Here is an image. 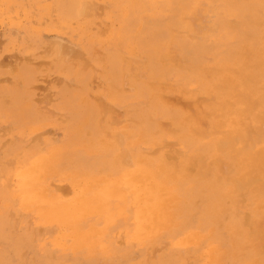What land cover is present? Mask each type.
I'll return each instance as SVG.
<instances>
[{
	"label": "rangeland",
	"instance_id": "obj_1",
	"mask_svg": "<svg viewBox=\"0 0 264 264\" xmlns=\"http://www.w3.org/2000/svg\"><path fill=\"white\" fill-rule=\"evenodd\" d=\"M165 1L0 0V63H2L0 64V264H113V262L115 264H232L233 261V264H264V259H261L264 258V246H261L264 243V228H261L263 225L259 226V224L264 223V217L263 219H261V216H257L261 217L260 219L253 217L252 221L254 219L253 223L255 224L251 228L248 222L250 219L246 215L249 209H252V203L249 200H245L242 203L240 201L234 202V206L241 213H235L237 216L235 214L225 213L224 215V213H220L221 215L223 214L222 217L221 215L214 216L213 219V216H201L200 214L198 216L196 213L191 215L193 217L187 216L184 218L185 225H182L183 218H180L178 220L180 226L178 229L181 230H179L181 233L174 230L171 233L160 235L156 240L149 238V236L136 235L138 226L130 207L128 208V206H131V202L122 201L120 198L125 196L126 191L119 184L122 182V171L114 163L116 155L121 152H126L127 154L131 150L127 145L128 141L133 140L122 136L125 134V128L127 131L138 129L140 116H146L158 121L156 122V127L163 125L159 129L165 132L164 118L169 113L173 114L172 110L166 108V104L168 106L175 104L181 107L178 108L176 106L177 109L183 108L186 110L187 104H183L187 99L183 100L180 97L177 99V95L173 93L174 96L169 91H165L166 101L161 102L159 98V105L154 102L156 97H159L164 92L162 90L165 83L175 84L179 89L187 88L190 90L191 96L194 94L200 95V86L194 83L195 80L191 76L187 77L185 72L180 74L176 68L163 66L158 62L156 69L159 74H157V77H160L159 81L165 78L164 82L162 81L158 86L154 84V86L148 81L149 84L144 88L146 81L149 78L152 79V76L149 73H144V70L141 73L144 78L136 80L135 60L141 61V64L148 65L152 61V56H154V53L157 54L158 50L167 52L174 48V50H178L182 54L180 55L181 57L187 55L192 60L193 65H206L204 69L206 73H216L220 68L216 63L217 60L223 61L226 55L231 58L230 62L233 63L240 59L239 54L233 51L234 49L237 50L240 44L236 43L234 48L233 42H226L227 39L216 40L219 41L218 48L221 52L219 54L218 50L215 54L211 50L195 54V52H198L196 48L193 53H190L194 48L182 41L178 32L182 28L183 17L192 3L197 6L198 1L192 0V2L190 0V3L188 0H181L180 2L175 0L176 3L173 0ZM199 1L202 3L201 0ZM204 1L208 4L209 10L217 9V11L213 10L217 15H220L221 12H226L228 8H224L225 6H232L229 0H227L228 5H225L223 0L222 2L220 0ZM252 1L259 7L257 8V5L253 4ZM245 3H247L250 13L246 15L248 19L246 17L244 19L243 28L246 32L244 29L243 31L247 35V39L245 38L244 41H249L248 36L254 30L259 33L258 35L256 34L259 37L257 38L259 42H253L254 44L251 43V46H254L253 48H264V44L261 42L264 38V20H262L264 11L260 8L257 0H245ZM144 5L147 6L145 7ZM250 6L252 7L250 8ZM176 10L179 14H176ZM251 13L255 16L258 13L260 17H256L262 18L256 24L258 30L254 28V25L249 27L252 22ZM222 16L225 15L222 14ZM227 19L235 20L234 18ZM172 30L178 35L172 33ZM170 40H173V43ZM237 45L239 46L237 47ZM188 50L189 52H187ZM182 52L185 53L183 54ZM80 54L81 56H79ZM258 60L260 59L258 58ZM153 61L157 60L154 58ZM233 63L225 67L223 64L221 65V68H223L222 76L226 81L215 76L210 81L213 82L219 79L218 81L221 80L220 82H229L230 84L240 83L241 79L247 76V73L242 67V62L237 67L233 66ZM5 65L6 67H4ZM187 65H191L189 60ZM190 67L186 66V70L189 73L192 72ZM232 68L235 69L232 70ZM229 69L233 72H230ZM243 70L246 74L242 72ZM237 74L239 78L236 77ZM233 76H235V79H233ZM201 79L203 82L205 77H201ZM186 82L187 84H185ZM136 85L138 89L141 88L140 91L135 90ZM142 87L144 90H142ZM101 104L104 106L101 107ZM101 108L103 109L101 110ZM137 109L139 110L137 111ZM226 110L227 107L222 112L224 118H227L228 115L225 114ZM88 113L92 114L95 130L99 133V137L94 139V141L97 140V144L94 142L97 150L84 148L86 144L83 141L85 140L76 136L78 132L83 134L87 127L93 129V126L86 122V114ZM259 118L262 119L263 117ZM258 123L259 119H255L253 122L254 126ZM149 125L150 121L148 120L147 126L145 124L148 130ZM67 129L69 133H67ZM77 130L79 131L76 132ZM201 130L203 131L204 128ZM108 132L110 137L114 138L111 140L112 144H110V138L107 136ZM63 143L64 145L67 144L69 148H65L66 146ZM58 144H61L63 148L60 149L61 147ZM79 145H81V149ZM100 146L103 150L97 148ZM114 146L117 148H114ZM141 146H145L141 150L143 154L148 155L151 152L149 145L143 144ZM70 147L74 148L75 151L72 148L70 149ZM227 147L228 145L224 149H227ZM32 150L34 152L30 153ZM67 150L70 153H66ZM81 151L84 155L89 152L90 157L88 154L82 156ZM74 152H79L80 155ZM107 153H110L111 159L109 158V161H114L113 164L116 165V168L115 166L111 168L109 161L107 165L104 164L103 161H106V156H109ZM79 157L81 161L84 160L83 162L88 161V164L84 165L86 168L82 169L83 173L89 165L92 166L91 161L93 165H96L92 166L94 169L90 170V174H94L93 176L86 174V172L84 175L82 173V177L74 175L75 172L71 167L75 164L72 163H75L74 160ZM40 159L41 167L45 164L50 166L43 178L45 193L42 196H46L52 206L68 210L66 215L71 209L70 205L75 203L76 200H87L83 205H78L76 209L82 214L81 219L73 221L71 217L70 222L75 224L76 227L79 226L83 233H88L93 226L97 231L106 230L105 233L101 234V239H98L102 250L91 251L83 244L79 247L74 246L71 238L67 237L70 234V228L66 223L46 222L47 220L43 218L47 214L45 206L41 207L35 203L24 204L21 196L30 189V180L27 172L34 162L40 161ZM43 169L44 167L41 170ZM87 178H89L88 186L83 184ZM38 186H41V183ZM83 190L84 193L81 194ZM98 191L108 195L104 204L105 209L102 212L99 210V198H97V193H95ZM248 198L250 199V195H248ZM88 202L95 207L93 208V213H91L92 210L87 209ZM118 212H121L120 216H118ZM223 218L228 219L227 223H231L232 220L239 222L237 225L240 227L235 226L236 223L233 221L231 224L228 223L229 225L227 226ZM186 219L189 221H186ZM107 222L109 225H107ZM210 223H213V226ZM204 225L209 226L206 229ZM246 226L250 227V230ZM244 227L248 230L246 231L248 234L245 232ZM222 230L224 231L222 232ZM258 230H260V234ZM201 231L203 232L201 233ZM215 232L218 236L215 235ZM254 236H256L255 238L258 242L261 240L263 243L260 242L257 245L258 242L255 243ZM258 236L260 237L259 239L257 238ZM218 237L219 241L217 244ZM208 238L209 240H207ZM220 240L221 242L223 241V244L220 243ZM227 240L229 241L228 243ZM201 241L203 242L201 243ZM240 242L242 245L244 244V247L240 245ZM250 242H253L252 246ZM199 244L200 247H198ZM255 245H257V248ZM251 250L253 251L251 252ZM239 252L243 255L239 254ZM226 257H228V260H226ZM181 258L186 259L182 260ZM247 259H250V261Z\"/></svg>",
	"mask_w": 264,
	"mask_h": 264
},
{
	"label": "bare ground",
	"instance_id": "obj_2",
	"mask_svg": "<svg viewBox=\"0 0 264 264\" xmlns=\"http://www.w3.org/2000/svg\"><path fill=\"white\" fill-rule=\"evenodd\" d=\"M180 1L181 0H179V2ZM189 1L190 0H188V2ZM197 1H198V5L195 6V4L192 3V5L189 8V10L187 11L186 15L183 17L184 22L182 24L181 30L178 32V34L181 35V40L194 48L192 50V52H190V53H193L195 51V48H196V49H198V52H195V54H201L200 53L201 51H203V52L208 51L209 52L210 50L212 52H214L213 54H215L218 50V54H219V53H221L219 48H218V46H219L218 42L219 41H216V40L227 39L226 42H231V43L233 42L232 45L234 46V48L236 46L235 45L236 43L240 44V46L237 45V47L239 46V48H237V50H235V49L233 50V51H236L235 53L239 54L240 59H237V61H234V59H233V61L235 62V63H233V62H230L231 58H228V55H226L225 58L223 57L224 58L223 61L217 60L216 63L220 66V68H219L218 72L216 71V73L215 72L210 73L208 71H207L208 73H206V71L204 70L206 68L205 67L206 65L205 66H198L196 64L193 65V62H191L192 60H190L187 57V55H183L184 57L183 56L181 57L180 55H182V54H180V52L178 50H174V48L173 49L171 48L167 52L164 50H162V51L158 50L157 54L154 53V56H152L151 62H154L153 61L154 58L157 61H155L154 63L150 62L148 65H144L143 63L141 64L140 63L141 61L138 62L137 60H135L136 80H138L139 78L142 79V77L144 78V75L141 74L142 72H144V70H145L144 73H149L152 76V79L149 78L146 81L144 88L147 87V85L149 84L148 81H150V83L152 85L156 84L158 86L165 79L164 78L163 80L159 81L160 77H157V74H159V73H157V69H156L157 62H158L159 64H161L163 66H167V67L171 66V67L176 68L180 74L182 72H185V74H186L185 76H187V77L191 76V78L195 80L194 83L197 86H200V88H199L200 89V95L194 94L193 96H191L189 93L190 90H188L187 88L179 89V87L175 84L170 85V84H168L169 82L167 84L163 83L164 89L162 88L163 89L162 91H164V92L162 94H160L159 97H156V100H154V102H156L159 105V103H158L159 98H160L161 102L166 101L167 99L165 98V91L166 92L169 91L172 95H174V94L177 95V99L179 97L183 100L187 99L185 101L186 103L184 102V104H183L181 102L183 105L187 104L186 105L187 107L185 106L186 110H184L183 108L177 109L178 106L175 104H172L171 106H168L166 104V106H167L166 108L172 110L173 114L171 115L169 113V115H167L165 118L162 117L165 120L164 121V127L166 128L165 132H163V131H161V129H159L163 125L156 127V122H158V121L150 119L149 117L147 118L146 116H144V117L140 116V123H139L138 129H136L134 127L135 130H131V131L128 130L127 131V129L125 128V134L122 135L125 138L127 137V138L133 139L130 142L128 141V145L125 143L131 149L128 152L129 154L127 153L128 154L127 155L126 152L119 153L118 155H116V160L114 163V161H112V160L109 161L110 153H107L109 156L108 157L106 156V161H103L105 165H107V162L109 161L110 162L109 165L112 166L111 168H113L114 166L116 168V165H117L120 168V170L122 171V179H121L122 182H120L119 184H121L123 186V188H125L126 193H125V196H122L120 198L122 201L131 202V206H128V208L130 207V209L132 211V215L135 217L134 219H135L136 225L138 226V230L136 231V235L141 234V236H143V237L149 236V238L156 239V240L160 235L171 233L174 230H177L179 233L181 231L180 229H178L180 227L179 222H178V220L180 218H183V223H182V225H183L185 223L184 222L185 217H187V216L193 217L191 215L196 214V213H197L196 215L200 214L201 216H203V215L208 216V217L213 216V219H214V216H220L221 215L220 213H224V215H225V213H229V214L238 213L239 211L237 210L236 206H234L235 201L236 202L240 201L242 203L245 200L246 201L249 200L252 203V209L250 208L249 212L246 213L247 217H249V219H250L249 221L248 220L247 221L251 225V228L254 227L253 224H255V223H253L254 219L252 221L253 217L261 216L262 217V218L260 217L261 219H263V217H264V48L255 47L256 48L255 49V48H253L254 46H251V43L259 42V39H257V38H259L257 36L259 33L255 32L254 30L248 36L249 41H247V42L244 41V39L247 36V35H245V33H244L245 29L243 28L244 19H245L246 15H248L250 13V11L248 10L249 7H247V3H245V0H229L232 3V6L231 7L225 6L224 8H226V9L228 8V9L226 10V12H221L220 15H217V13L213 11L215 9H213L212 11L209 10L208 4L206 3V1L201 0L202 3L199 0H197ZM213 1H215V0H213ZM263 1L264 0H257V2L260 4V8L264 11ZM173 2H175V0H173ZM220 2H222V0H220ZM223 2L225 3V5L226 4L228 5L227 0H223ZM82 3H84V2H82ZM85 3H87V2H85ZM212 3H214V2H212ZM252 3L254 4L255 2L252 1ZM162 4H164V3L162 2ZM183 5L185 6V4H183ZM251 7L252 6H250V8ZM256 7L258 8L259 6L257 5ZM97 9H98V7H97ZM141 9H143V8H141ZM219 9H220V6H219ZM253 9H254V7H253ZM253 9H251V10H253ZM174 11H175V9H174ZM182 11H184V10L182 9ZM215 11H217V9ZM253 12H254V10H253ZM177 13L178 12L176 10V14ZM222 14L225 16H222ZM220 16L223 17V19H221ZM251 16H252L251 17L252 22L250 23L251 25H249V27L254 25V28L257 29L256 24L262 18L261 19L258 18V17H260V16H258V13L256 15L258 17H256L252 13H251ZM133 18H135V17H133ZM227 18H234L235 20H228ZM262 20H264V18ZM260 26H258V27H260ZM176 29H177V27H176ZM243 29H244V31H243ZM247 32H248V30H247ZM172 33H175V32L172 30ZM178 34L175 33V35H178ZM248 34H249V32H248ZM170 41H172V43H173V40H170ZM261 42L264 44V38L262 39ZM221 44L223 45V43H221ZM63 46H62V49H63ZM226 47H229V46H226ZM178 48H176V49H178ZM188 48H190V47L188 46ZM62 49H61V51H62ZM152 49H154V48H152ZM179 50H180V48H179ZM253 50H255V51H253ZM71 51H73V50H71ZM185 52H186V50H185ZM187 52H189V50ZM227 52H229V51H227ZM72 53H74V52H72ZM79 56H81V54ZM230 57H232V56H230ZM69 58H70V56H69ZM186 58L189 60V62L191 64L190 66H192V67L187 65L188 60ZM258 58L260 60H258ZM243 61H244V63H243ZM241 62H242L243 69L247 73V76L245 75L246 77L242 78L240 83L230 84L229 82H220L221 80L218 81L219 79L214 80L213 82L210 81V79H213L214 76L219 77L222 80L226 81V79L222 76V74H223L222 69L223 68H221V65L223 64V66L225 67L226 65L233 63L232 65L237 67V66H239V64ZM0 64H2V63H0ZM186 66L190 67V69H192L191 73L187 72ZM4 67H6V65ZM163 68L166 69L165 67H163ZM211 68H213V67H211ZM14 69H17V68H14ZM233 69H235V68H232V70ZM232 70L229 69L230 72ZM244 70L242 72H244ZM245 72H244V74H246ZM13 73H15V72H13ZM205 73H206V75H205ZM225 73H226V71H225ZM196 75L199 77H197ZM162 77H164V76H162ZM201 77H205V80L203 82L201 81L202 80ZM233 77H234L233 79H235V76H233ZM236 77H238V74ZM190 81H188V82H190ZM185 84H187V82ZM144 88L142 87V90H144ZM176 88H178L179 90ZM102 89L104 90V88H102ZM168 89H170V90H168ZM135 90L140 91L141 88L138 89V87L136 85ZM148 91H150V90H148ZM144 95H145V93H144ZM178 95H180V96H178ZM100 96H102V95H100ZM151 96H152V94H151ZM171 100H173V99H171ZM99 103H101V102L99 101ZM102 106H104V105L101 104V107ZM225 107H227V110L225 113V114H228L227 118H224L223 117L224 114L222 113L223 109ZM178 108H181V107H178ZM102 109L103 108H101V110ZM138 110L139 109H137V111ZM69 113H71V112H69ZM179 114H181V115H179ZM91 115L92 114H90V113L86 114V117H87L86 122L90 123L93 126V129H90L87 127V130L83 134L81 132H78L79 130H77L76 132H78V133L76 134V136L81 137L80 139L85 140V141H83V143H85L87 146L85 145L84 148H90L89 150H93V149L97 150L95 148L96 145L94 143V142H96V144H97V140L94 141V139L99 137V135H98L99 133L95 130L94 120L92 119ZM164 115H165V113H164ZM259 117H261V118L263 117V118L260 119ZM255 119H259V123L255 124V126H254L253 122ZM148 120L150 121L149 130L146 127L148 124ZM187 121H188V123H187ZM84 123H85V121H84ZM140 124H141V127H140ZM145 124H146V126H145ZM89 127H90V125H89ZM203 128H204V130L202 131L201 129H203ZM68 129H70V128L68 127ZM68 129H67V131H68ZM67 133H69V131ZM109 134L110 133L108 132L107 136L110 138V144H112L111 140L114 138L110 137ZM73 144H74V142H73ZM105 144H104V146H105ZM143 144L144 145L147 144L150 147L151 152L148 155L143 154V152L141 151L142 148L145 147V146H141ZM58 145H60V147H61V144H58ZM63 145H64V143H63ZM76 145H77V143H76ZM81 145H82V143H81ZM81 145H79L80 149H81ZM226 145H228V147H227V149L226 148L224 149V147H226ZM64 146H66L65 148L68 147L67 144ZM112 146H110V148H112ZM74 147H75V145H74ZM62 148L63 147H61L60 149H62ZM71 148L72 147H70V149ZM97 148L102 149L101 146L97 147ZM114 148H117V147L114 146ZM72 150H74V148H72ZM98 151H100V150H98ZM33 152L34 151L32 150V152H30V153H33ZM63 153H64V151H63ZM66 153H70V152H68V150H67ZM74 153H76V154L78 153L80 155L79 152H74ZM88 153H85V155H87ZM91 153H90V155H91ZM111 153H112V151H111ZM115 154H117V153H115ZM83 155L84 154L82 152V156ZM88 156H89V154H88ZM62 157H63V155H62ZM65 158H66V156H65ZM107 158H108V160H107ZM74 161H75V163H72V164H75V165L73 167H71L75 172L74 175H79L82 177V173H83L82 169L86 168V166H84V165L88 164V161L86 160L85 162H83L84 160L81 161L80 157L76 158V160H74ZM94 161H95V159H94ZM103 162H102V164H103ZM90 163L92 166H96V165H93L92 161ZM113 163L116 165H114ZM92 166L89 165L87 167V169H85L83 175L85 174V172H86V174H90V170L92 168L94 169V167H92ZM43 167H44V169L41 170ZM43 167H41V159H40V161L34 162V164L29 168L27 175H28L29 180H30V185H29L30 189L27 191V193H23V195L21 196L23 199L22 201H24V204L25 203H30V204L35 203L38 206L40 205L41 207L45 206V208L47 209V210H45L47 212V214L43 218L45 220H47L46 222L66 223L70 228V230H69L70 234L67 235V237L71 238L74 246L79 247L80 245L83 244L84 246H86V248L88 250H91V251L92 250L94 251L96 249L102 250L100 248L99 243H98V239H101V234L105 233L106 230L97 231L96 229H94V226H93V228H90L88 233H83L82 232L83 230H81V228L79 226L76 227L75 224L70 222L71 217L73 218V221H77V220L79 221L81 219L82 214L79 211H77L76 209L78 208L77 207L78 205H83L87 200H84V199L76 200L75 203L70 205L71 209H69V213L66 215L68 210H62V209H58V208L52 206L50 203V200L46 199V196H42L43 193H45L44 192V186H43V178L45 177L46 171L50 168V166L45 164V165H43ZM104 170H105V168H104ZM90 175H92V174H90ZM88 180H89V178H87L83 184H86V186H88V184H89ZM68 181H69V179H68ZM39 183H41V186H38ZM123 188H121V189H123ZM83 193H84V190L81 191V194H83ZM95 193H97V198H99V200H98V202L100 203L99 210H100V212H102L105 209L104 204L107 200L106 198L108 195L102 191L101 192L98 191ZM248 195H250V199L248 198ZM126 196L129 198L127 199ZM47 197H48V195H47ZM195 202L197 204L200 203V205L197 206V204ZM240 202H238V203H240ZM239 206H241V205H239ZM67 208H69V206H67ZM93 208H95V207H93L92 204L90 205V203L88 202L87 203V209L92 210L91 213L94 212ZM120 215H121V212L120 213L118 212V216H120ZM122 215H125V214H122ZM222 215H221V217H222ZM246 215H245V217H246ZM200 218H202V217H200ZM257 218L260 219L259 217H257ZM228 219L230 220V218H228ZM228 219L227 220L224 219L226 221V223H227ZM246 219H248V218H246ZM246 219H244V220H246ZM221 220H222V218H221ZM186 221H189V220L186 219ZM232 221H231V223L234 222V221L233 222ZM260 221H262V220H260ZM204 222L207 223V221H205V220H204ZM243 222H245V221H243ZM206 223H204V224H206ZM228 223L231 224L230 222H228ZM228 223H227V226L229 225ZM234 223H236L235 226H239V225H237L239 222L237 223V221H236ZM194 224H195V222H194ZM214 224H217V223H214ZM107 225H109L108 222H107ZM198 225H200V224H198ZM210 225L213 226V223L212 224L210 223ZM218 225H221V224H218ZM261 225H263V227ZM196 226H197V224H196ZM207 226H209V225H204V227L206 229H207ZM256 226H257V223H256ZM259 226H261V228H264V223L259 224ZM81 227L83 228V226H81ZM246 227H248V226H246ZM246 227H244L245 232L248 231V230H246ZM257 227H256V229H257ZM249 228L250 227H248V229ZM181 229H182V227H181ZM184 229H186V228L184 227ZM242 229H243V227H242ZM259 229H260V227H259ZM260 230H258V233L260 232ZM107 231H108V229H107ZM177 231H175V232L177 233ZM223 231L224 230H222V232ZM226 231H228V230H226ZM251 231H253V230L251 229ZM251 231H250V233H251ZM256 231H254V232H256ZM202 232L203 231H201V233ZM216 232H217V230H216ZM216 232H215V235H217ZM251 234L253 235V233H251ZM263 234H264V230H263ZM255 235H256V233H255ZM220 236H221V234H220ZM240 236L242 237V235H240ZM249 236L253 237L251 235H249ZM172 237H173V235H172ZM225 237L228 239L227 236H225ZM225 237H224V239H225ZM255 237L256 236H254V238ZM209 238L207 240H209ZM257 238L259 239L260 237L258 236ZM218 239H219V237L217 238V241H216L217 244L219 241ZM262 239H263V237H262ZM255 240H256L255 243H257L258 240L256 238H255ZM252 241H254V240H252ZM25 242H26V240H25ZM202 242L203 241H201V243ZM228 242L229 241L227 240V243ZM242 242H244V241H242ZM260 242L263 243V241L259 240L257 245H259ZM212 243L214 244V242H212ZM220 243L223 244V241L221 242V240H220ZM250 243H247V244H250ZM252 243H251V246H252ZM148 245H150V244H148ZM228 245L230 246V244H228ZM240 245H242V243ZM257 245H255V247ZM222 246H220V247H222ZM229 246H227V247H229ZM242 246L244 247V244ZM261 246H264V243L261 244ZM101 247H103V246H101ZM162 247H164V246H162ZM198 247H200V244L198 245ZM225 247H226V245H225ZM235 247H237V246H235ZM255 247H253V248H255ZM246 248H248V247H246ZM261 249H259V250H261ZM155 251H157V250H155ZM162 251H163V249H162ZM252 251L253 250H251V252ZM261 251H263V250H261ZM243 252H245V251H243ZM249 253H250V251H249ZM239 254L243 255L240 252H239ZM254 254H256V253L254 252ZM250 257H251V255H250ZM125 258H126V256H125ZM227 258L228 257H226V260H228ZM76 259H78V258H76ZM181 259L185 260L186 258H181ZM229 259H231V258H229ZM261 259H264V258H261ZM226 260H224V261H226ZM247 260L250 261V259H247ZM238 261H240V260H238ZM179 262H180V260H179ZM262 262H263V260H262ZM233 263H234V261L232 262V264ZM113 264H115V263L113 262Z\"/></svg>",
	"mask_w": 264,
	"mask_h": 264
}]
</instances>
